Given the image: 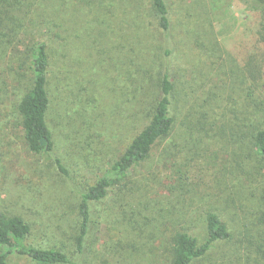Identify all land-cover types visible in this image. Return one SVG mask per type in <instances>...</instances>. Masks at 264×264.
Here are the masks:
<instances>
[{"label":"rangeland","instance_id":"1","mask_svg":"<svg viewBox=\"0 0 264 264\" xmlns=\"http://www.w3.org/2000/svg\"><path fill=\"white\" fill-rule=\"evenodd\" d=\"M54 1L57 7L63 0ZM166 1L167 33L149 0L69 1V10L90 15L85 23L93 14L111 11L113 16L104 26L92 22L76 36L72 31L68 52L58 57L67 53L61 63L65 96L76 119L65 124L66 137L53 130L56 153L71 176H62L51 157L27 148L16 102L28 78L20 77L22 86L8 89L0 106V212L19 214L32 224L29 244L64 251L77 264H171L170 225L152 236L155 223L146 225L152 212L141 205L134 216V207L143 202L150 208L164 202L158 209L171 202L198 207L200 220L207 210L218 209L233 239L194 264H264V163L251 155L249 142L237 141L228 129L243 118L251 86L264 101V10L255 0ZM167 69L180 92L182 119L203 124L195 131L198 139L184 147L186 127L177 124L170 140L183 152L164 162L160 154L170 141L161 144L150 164L134 171L128 189L113 190L94 204L87 247L82 255L74 253L79 193L103 176L149 122L147 111L159 97ZM183 184L185 190L178 191ZM9 264L37 263L13 254Z\"/></svg>","mask_w":264,"mask_h":264},{"label":"trees","instance_id":"2","mask_svg":"<svg viewBox=\"0 0 264 264\" xmlns=\"http://www.w3.org/2000/svg\"><path fill=\"white\" fill-rule=\"evenodd\" d=\"M69 1L71 0H63L60 6L55 7L54 0H0V106L5 102L4 96H9L8 89L15 88L17 91V87L23 84L20 77H27L28 80L21 89L22 94H19L16 102L17 119L23 130L25 143L32 153L51 157L53 165L66 178L71 176L70 171L56 153L57 134L53 127H56L62 137H66L65 124L70 123L72 126L71 122L76 117L70 114L68 97L65 96L68 93L67 76L61 63L66 62L67 53L61 60L58 57L62 50H67L72 31L73 36H76L81 27L89 26L92 22L104 26L113 17L111 11L107 14H93L94 19L86 20V24L84 19L90 15L80 9L75 12L69 10ZM149 1L159 27L167 33L171 28L167 1ZM255 1L264 10V0ZM91 28L93 27L90 26ZM100 32L103 36L104 28ZM5 73L7 75L3 79ZM252 89L257 91L255 84L248 89V95H245L243 118H237L228 129L237 141H243L244 144L249 142L247 146L251 155L257 156L264 163V101L258 100ZM180 106V92L167 69L160 80L159 97L147 114L145 110V119L149 122L133 138L122 156L109 163L103 176L79 193V222L76 224L77 234L74 237L77 251L74 253L82 255L87 247L94 204L108 199L113 190L121 193L128 189L134 171L149 165L154 151L161 144L170 141L160 154V160L163 159L164 162H170L183 152L177 141L170 140L177 124L181 123L182 127H186L183 134L184 147L193 145L198 139L195 131L203 128V124L201 121L183 120ZM189 116L192 117H187ZM221 131L226 133L225 128ZM180 181H183L182 177H179ZM184 190L185 184L179 185L178 191ZM186 191L192 193L193 189L188 188ZM176 196L179 198L177 194ZM148 198L150 199L149 196ZM155 203L157 205L150 208L148 202H143L134 207L132 212L134 216L139 215L141 205L143 210L152 212V216H148L150 220L146 222V225L155 223L152 226V236L170 225L171 264H194L211 254L217 245L233 239L230 223L218 209L207 210L200 220L198 207L178 208L171 202L170 206L158 209L162 202ZM123 212L126 219L127 210ZM32 232L33 226L25 217L7 211L0 212V264H9V258L13 254L26 256L37 264H77L64 251L29 244L27 241Z\"/></svg>","mask_w":264,"mask_h":264}]
</instances>
